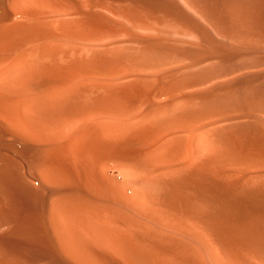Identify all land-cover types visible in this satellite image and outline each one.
<instances>
[{
  "label": "bare ground",
  "instance_id": "bare-ground-1",
  "mask_svg": "<svg viewBox=\"0 0 264 264\" xmlns=\"http://www.w3.org/2000/svg\"><path fill=\"white\" fill-rule=\"evenodd\" d=\"M0 264H264V0H0Z\"/></svg>",
  "mask_w": 264,
  "mask_h": 264
}]
</instances>
